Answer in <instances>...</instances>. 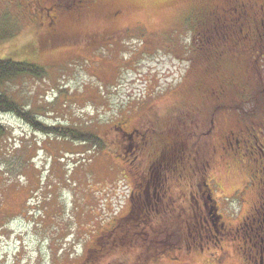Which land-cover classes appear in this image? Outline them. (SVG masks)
Here are the masks:
<instances>
[{
	"label": "rangeland",
	"instance_id": "rangeland-1",
	"mask_svg": "<svg viewBox=\"0 0 264 264\" xmlns=\"http://www.w3.org/2000/svg\"><path fill=\"white\" fill-rule=\"evenodd\" d=\"M262 1L259 0L260 4ZM213 2L91 0L87 6L89 10L82 5L80 7L87 9L80 11L74 0H0V22L6 24L0 31L1 56L32 60L47 70L40 78L21 73L1 85L22 113L0 111V123L8 128V134L0 140V213L9 216L5 219H8L6 225L3 223L4 227H0V264H80L83 249L88 244L86 240L99 242V234L113 228L114 218L121 216L130 204L133 207L135 201L142 207L135 208L138 220L135 228L162 227L169 222L188 219L187 209L181 208L183 215H180L182 211H166L164 216L163 210L157 212L147 208L136 193L132 197L133 189L141 191L138 185L141 177L148 175L150 184L160 177L157 169L150 168L149 164L154 161V166L159 167L156 146L146 142L141 144L134 153L138 157L136 160L133 153L127 152L129 144L140 141L143 133L151 138V131H142L141 122L137 121L143 112L148 116L159 114L160 121L164 119L172 127L177 124L178 129L183 124L186 126L181 131L188 144L180 152L191 159L182 177L186 179L188 172L196 171L204 163L206 172L217 183L212 184V191L219 199L216 203L227 228L239 227L237 216L246 214L247 203L239 206L233 198L245 187L249 167L240 160L239 153L228 150L234 145L221 139V134L204 139L198 129L193 130L191 126L195 120L204 125L213 118L220 129L237 131L240 120H245L243 114L249 117L257 114L256 109L237 106L238 97L234 96L235 85L231 81L224 85L218 81L224 77L232 78L235 74L231 72L247 67L255 58L264 63V20L259 19V32L254 37L233 25L228 34L229 27L220 30L218 33L224 34L225 39L223 36L215 38V42L221 43V60L228 62V67L225 63L223 68L213 70L216 67L211 63L206 62L208 66L201 63L198 48L204 38L202 34L192 38L191 31L197 28L194 27L195 19H189L193 14L203 16ZM261 8L258 6L251 11L247 18L249 24L256 22L254 20L262 14ZM59 11L65 12L60 21L54 16ZM53 16L59 25L51 24ZM223 22L225 26V20ZM248 29L252 30V26ZM56 33L62 41L54 44L51 37ZM240 35H244L247 42L243 49H240L242 44L235 42ZM43 38L51 39V42L44 46ZM192 59H195V69L187 77L185 74ZM203 67L210 73L198 83L196 81L202 76L195 75L201 73ZM251 73L256 74L264 86V64ZM214 79L218 80L215 82ZM198 84L203 87L201 91L193 88ZM209 88L212 89L207 93ZM219 90H224L225 94H218ZM250 100L255 102L257 96L244 98L243 102ZM197 103L199 106L192 108ZM183 112L189 116L192 112L194 116L184 121ZM120 115L130 119L126 122ZM28 119L40 126L46 123L47 128L34 127ZM151 119L152 115L149 121ZM161 125L162 128L156 130L162 133L167 128L166 122ZM55 126L73 130L72 136L53 131ZM132 127H138L141 134L128 137L129 143H123L121 147L117 143L119 131ZM204 128L199 129L202 132ZM91 133L102 140L104 146L97 145L96 138H88ZM216 144V150L227 151L219 150L217 160L209 159L211 147ZM158 148L163 150L164 147L158 144ZM198 152L201 156L196 159ZM164 174L170 173L164 171ZM141 186L143 189L146 186L147 194L154 187ZM162 186L165 191L172 192V183L165 181ZM184 189L188 196L181 207L191 202L189 191L193 190L192 187ZM158 193H162L160 187ZM200 198L199 202L202 206L208 205L209 211L212 202L207 196ZM252 198L250 194L247 201ZM263 211L262 208L264 214ZM263 214L258 215L259 219L264 217ZM148 216L150 219L146 222ZM185 231L151 233L144 246L140 245L143 239L136 238H140L136 231L132 238L137 239L138 252L145 255L158 252L159 264L221 256L222 249L211 254L196 249L200 248L201 240L195 233L194 240L189 231ZM231 236L224 234L217 243L223 246L227 255L235 254L239 246ZM104 238V235L100 238L102 242ZM211 241L204 240L203 243L210 245ZM117 255V252L108 254L100 262L112 263ZM119 259L124 260L126 256ZM148 260L147 264L157 262ZM130 263H141V260ZM88 264L95 263L89 260Z\"/></svg>",
	"mask_w": 264,
	"mask_h": 264
},
{
	"label": "flooded vegetation",
	"instance_id": "flooded-vegetation-1",
	"mask_svg": "<svg viewBox=\"0 0 264 264\" xmlns=\"http://www.w3.org/2000/svg\"><path fill=\"white\" fill-rule=\"evenodd\" d=\"M236 2L237 3H235V8L239 7V5L241 4L245 5V7L251 8V10H254V9L256 10L258 6L259 7L262 6L259 0H239ZM74 4L76 5L77 8L80 9V11L86 10L88 8L87 7L88 2H86L85 0H74ZM255 4L256 6L254 8L253 6ZM82 5H84L87 8L80 7ZM87 10H89V8ZM63 13L65 12L61 11V13L55 14L54 16L55 18L58 19V21H60L61 15ZM257 13L260 15V11L257 10ZM263 14L264 13L262 11V14L260 16H262ZM54 16L52 17L53 19L52 21L56 22L57 19H55ZM255 26L257 29V26H259V23L258 25L255 24ZM257 84H258V87L256 88L257 90L255 89L256 90L255 92H252L251 94H249V91H250L249 89L245 95L246 96L245 99L246 98L252 99L257 96V100L255 102H253L252 100L248 101L249 106L251 108L252 107L260 108L264 106V86L263 84H260L259 80H257ZM259 111L264 112L263 109H260ZM184 113H187V112H184ZM156 115H159V114H156ZM194 124H197V129L200 128L201 126L205 127L202 132H201V129H199L200 130L199 135L201 138L205 139V138L211 137L213 134H214V138H216V137H220L218 134H221V137H220L221 139H226V143L234 145V147H229L228 150H233L237 153L239 150H245V152L249 151V153L253 156L254 159H256L258 162L260 161L264 163V133L258 134L257 136L253 135L255 137H253L254 138L253 141L250 142V139L246 138V135L249 134V130L248 129L246 130L245 128H240L239 124L237 125L239 128L237 129V131L234 130L233 128L226 129L225 131L220 129L218 125L216 124V122H214L213 118H210V123H206L204 125H201L198 121ZM185 127L186 126L183 124L181 129L183 130L185 129ZM118 128H119V125H118ZM215 130H218V132H216ZM148 131L154 132V134L156 135L152 136V138H150L149 136L147 138L146 135L144 137L141 136L140 141L135 140L134 141L135 144H132V143L131 145L129 144V147H128L129 150L127 152H129V154L131 153L134 154L136 150L144 142L149 143L150 146L152 145L156 146V151L158 153V160H159V161L156 160V162H158L159 167L154 166L153 164L154 161L150 162L149 164H150V168L157 169L156 171H158L157 173L160 174V177L157 180L156 179L152 180L153 184H150V180H148L149 176L148 175L146 176L143 174L144 176L141 177L140 184L144 186L154 185V190L152 193L150 190L147 194L146 186L143 189V186L138 184L141 188V191H137L136 193L137 197H139L140 199L144 201L145 206L147 208H153L154 210V207L158 206L159 209L154 210V211L160 212L163 210L164 216L166 215V211L174 212L177 209H178L177 212L182 211L180 215H183V210L187 209L186 216H189V217L188 219H184L182 222L187 223L188 228H186L185 226H177V224L179 223L181 224L182 222H177V223L169 222L166 225L162 226V232L159 230V233L161 232V234H163L166 231H167L166 233H178V232H182L186 230L185 232L189 231V235H191L194 238V240L196 239V236L199 238V239L197 238L198 240H201V242H199L200 248H196V249H199L202 251L206 250L207 248L211 249L212 248L211 244L206 245L205 243H203L204 240H213L214 242H219L221 240V237L224 234L231 235V230L227 228L226 223L223 219V214H221L218 209V203L216 202L219 199L215 197L216 193L214 195L212 191V184L214 185L215 182H213V178L211 174H208L206 172L204 163L200 164L196 168V171L188 172L191 177H196V179L195 181L194 179H186V182H185L186 187L188 188V187L193 186L194 184L196 185L198 184L199 189L196 192H191V193L188 190L189 194L190 195L192 194V196L190 197L191 202H187L186 204L187 208L186 206L182 207V209L185 208L183 210L180 207L176 208V205H174L173 201L169 199L167 195V191H165V189H163V186H162V184L165 181L171 183L173 180L172 175H171L172 173L170 169V163L166 162L165 158H163L162 161L160 160V157H163L164 149H167L166 152L173 153L172 152V142H171L172 140L170 139V132L168 133L166 131L165 132L162 131L161 133V132H156L154 129H151ZM121 133L122 135L120 137H122L121 139L122 145L123 143H126V144L129 143L127 141L128 137L132 135L136 137V134H141L138 127H132L130 129L123 128L121 130ZM231 137H234L235 140L232 139ZM239 137H241L242 139L240 140ZM183 140L185 141V138H183L182 141ZM157 143L164 147L163 150L161 148H158ZM184 145L185 146L187 145L186 141ZM217 146L218 145L216 144L211 147L212 153L209 155V159L216 158L217 160V155L219 154V150H222L223 151L222 153H226L227 150H224L223 148L216 150ZM200 156H201V153L198 152V156H196L195 158L197 159ZM133 157H135L134 160L138 158L136 154H134ZM190 159L191 158L189 156L185 155L182 161L183 164L185 165L189 163ZM169 160H171V158H169ZM216 160H215V163H216ZM164 171H168L170 174L162 175V172ZM166 175L167 177H165ZM250 177H253V181H252V186L249 187L248 178ZM245 181L248 185L245 184V187L240 189V191L238 192L239 196H236L237 198L233 199L234 200L233 202L237 203L240 206V205H244L245 198L248 197L250 194H253L254 198L252 201L253 203L251 204L252 206L250 207L251 214L248 215L243 220V223H246V224L244 225V224H240L239 222H237L238 225L239 224L241 225V227L239 226V227L232 228V229H235L236 235H237V238H235L233 235L231 236L234 238L233 242L236 244H239V246L237 247V250L235 251V254L227 255V251L223 249V246L214 244L217 249L214 251H211V253L217 252L218 250L222 249L221 256L189 258L188 260L181 259V262L179 261L178 264H264V236H263L264 217L259 219V216H258L259 214H263L261 211H262V208L264 209V190H263L264 176L261 177L257 173L252 172V171L250 172L249 170V172H247ZM215 185H217V183ZM254 185H256L257 188H254ZM159 187L162 190L161 194L158 193ZM238 193L236 195H238ZM134 194H135V189L132 191V197L134 196ZM168 194H171V192H168ZM184 195L186 196V199L184 200L185 202L187 200L188 195L187 194H184ZM203 195L207 196V198L213 204L212 207L209 209V211L206 209L208 205L202 206V204L199 202L201 199L200 197ZM150 200L152 201V203H150ZM134 203H135L134 204L135 208H138V207L142 208L139 202L135 201ZM131 209L133 211V208ZM238 218L239 216H237V221H238ZM119 221H121V219ZM189 221L193 222L194 227H191L189 225ZM242 228H246V230H243ZM135 231L140 236V238H138V236L136 238L138 240H141V238L143 239V241L141 240L142 242L140 244L143 246L144 244H146L144 241H146L147 236L149 237L151 233L152 234L157 233L155 228L143 227L140 229H132V228L129 229L128 228L127 232L123 235V233L118 232V230H115V228L112 229L110 227V231H105V232L103 231L102 233L99 234L100 235L98 237L99 242L94 241V240L89 242L88 240H86L88 244L86 245V248L83 249L84 257L82 258L84 260V264H88L89 260H92V262L95 264H97V262L101 264L100 261L104 260V258L107 257L108 254L112 255L114 252L118 253L117 255L118 257L115 259V261L109 264H131L130 261L135 262V259L141 260V263H136V264H147L149 263L148 259L150 258L151 260L157 261V262H153L154 264H159L158 252L157 254L151 253L150 255H145L144 252L142 251L138 252V250H136V247H139V244L137 243L136 238L135 239L132 238L134 237L133 232ZM194 233L196 234V236ZM243 234H244V237H243ZM103 235L105 236V238L103 239L104 242H102L100 239L102 238ZM179 240L182 242V238H180ZM150 241L151 240H149L148 242ZM109 243L110 245L111 244L112 245L108 246ZM165 246L168 247L169 244ZM107 247L108 249L105 250V248ZM193 252L196 253L195 250ZM160 253H162V250H160ZM123 255L126 256V259L124 260L122 259ZM120 257L123 261L119 259Z\"/></svg>",
	"mask_w": 264,
	"mask_h": 264
},
{
	"label": "trees",
	"instance_id": "trees-1",
	"mask_svg": "<svg viewBox=\"0 0 264 264\" xmlns=\"http://www.w3.org/2000/svg\"><path fill=\"white\" fill-rule=\"evenodd\" d=\"M86 2H91V0H85ZM214 2L210 5V7L203 13L204 15L207 14L206 16H197L195 14H191L192 16L189 17V19H195L194 23L196 26H194L196 29V31H191L192 34V38H198L197 34H202L203 38H204V43H201V45L199 46L198 49H200V55H202V61L201 63H204L205 65L208 66L209 63H211V65H214L213 67H216L213 70H217L219 68H223V66H225L224 64L226 63L225 60H221V43H217V41L215 42L216 39H218L219 37H222L225 39L224 34L220 35L218 32L220 30H225L228 29L229 27V31L227 32L230 33V28L233 26H236L237 30H243L245 29L246 31L250 32L251 35L257 34L259 31L256 29L255 24L258 25L259 23V19L264 20V14L262 16H259L258 19L254 20L256 21L254 24H249L247 21V18L250 17L251 15V8L245 7V5L241 4L239 5V7L235 8V3H237L236 1L239 0H213ZM264 1V0H263ZM263 1L261 3L262 5V9H263V13H264V5H263ZM81 3V2H80ZM48 9V8H46ZM1 13V12H0ZM58 13H61L60 11ZM257 15H259L257 13ZM2 15H0L1 17ZM203 17V18H201ZM188 19V20H189ZM226 22V25L224 26V21ZM3 22V21H2ZM0 22V31L5 28V23ZM51 24L54 25H59L57 22H51ZM192 24V23H191ZM248 26H252V30L248 29ZM223 27V28H222ZM221 32V31H220ZM1 34V33H0ZM196 34V37H195ZM226 34V35H227ZM52 40L55 41L54 44L61 42L62 39L60 37V35L58 33L53 34L52 35ZM58 38V39H57ZM216 38V39H215ZM51 39H46L43 38L44 41V46H46V44H48ZM254 40V39H252ZM238 44H242L240 49H243L245 47L246 39L244 37V35H240L238 40L235 41ZM53 44V45H54ZM229 45V44H228ZM210 59V60H209ZM208 64H207V63ZM195 59H192L189 63V69L186 71L185 76H189L193 73L194 69H195ZM264 63L263 62H257L256 58L255 60L251 61L250 64L247 67H240L239 71H234L231 72V74H235L232 75V78H220V80L218 81L220 85H224V84H228L230 83L229 81H231L233 84L235 85V95L238 97V102L239 104H237V106H245L247 107V109H252V110H257V114L254 116H248L243 114L242 117H245V120H240V122L238 123L240 125V128H245L246 130H249V134L246 135V138L250 139V142L253 141V137L257 136L258 134H263L264 133V112L259 111L260 109L264 110V106L260 107V108H251L249 106V103L246 102L244 103V98L246 97V92L250 89L249 94H251L252 92H255L258 87L257 84V80L258 77L256 76V74H252L251 71L253 72V69H256V71H258L260 69V66H262ZM206 66V67H207ZM226 66L228 67V62L226 63ZM51 67V66H50ZM205 67V68H206ZM212 67V68H213ZM226 67V68H227ZM202 72L199 74H196V77H201L199 80H197L196 82L201 83L203 80L206 79V75H208L210 72L208 71V68L205 70L204 67L202 68ZM226 70V69H225ZM213 72V71H211ZM29 74L30 76L34 75L36 77H42L43 75L47 74V70L46 68H44L43 66H41L39 63H36L35 61H30L28 59L25 58H20V59H16L13 56L9 55V56H1L0 54V111H15V112H20L22 113V110L20 108V106L17 105L16 102H14V100H10L12 96H9L7 91L4 89H1V85L4 82H7L9 80H11L12 78L16 77L19 74ZM193 78H195L193 76ZM208 79V78H207ZM218 80V79H217ZM217 80L214 79V81L216 82ZM195 82V81H194ZM236 87L240 90L241 94H238ZM196 89V91H201L202 90V86L201 84H198L196 87H193ZM212 88H209L206 92L209 93L211 91ZM256 89V90H255ZM226 90V89H224ZM224 90H219L218 94L220 93L221 95H224L225 92ZM212 95H214V91L212 92ZM193 105V104H191ZM190 105V106H191ZM199 106L198 103L194 104L192 106L193 107H197ZM240 109V108H238ZM193 112V111H192ZM192 112L189 114L184 113L183 112V120L186 121L185 119H191L193 118L194 115H192ZM149 114L146 112H143L139 119L137 121L141 122L142 131H148L151 129H154L156 132H158L156 129H161L162 128V123L166 122V126L167 128L164 131H168V133L170 132V139L172 140V152H166L167 149L163 150V157H160V160H162L163 158L166 159V162L170 163V169H171V175H172V184H173V188H172V192L171 194H168L167 191V195L169 197L170 200L173 201L174 205H176V208L183 206L182 203L185 199L186 196L184 195V191H185V187H186V179H196V177H191L189 175V173H187V177L186 179H184L181 175L184 173L185 171V167L186 164H183V158L185 156H183L182 152H180V150L184 147V143L185 141L188 144V141L186 140V136L183 135V132L181 131V129H178V125L174 124L172 127V124H170V122L162 119V121H160L159 117L160 115H156L154 113H152V119L151 121H149ZM168 117V116H167ZM120 118H122L124 121H127L129 118V116H122L120 115ZM161 118V117H160ZM159 119V120H157ZM169 119V118H168ZM210 119V118H209ZM30 124L34 127H37L39 129H43L45 130L47 128L46 123L43 125H38L34 122L33 119H28ZM154 122H153V121ZM197 121L195 120V123ZM184 123V122H183ZM210 123V121L208 122ZM180 127L182 124H179ZM49 126V125H48ZM193 128V130H197V124H194L193 126H191ZM53 131L58 132L59 134H63V135H71L72 136V132L73 130H65L62 126H55L52 127ZM139 129V128H138ZM78 130V129H77ZM140 131V132H142ZM198 131L200 132L199 128ZM121 133V131H119ZM8 134V128L5 127L3 124L0 123V140L1 138H3L5 135ZM122 135V133L119 135V138L117 139V143L122 147L121 144V139L122 137H120ZM146 134H142L141 136H145ZM156 134H154V132H151V138L152 136H155ZM255 135V136H253ZM140 136V137H141ZM88 138H96L95 142L97 145H102L104 146V142H102V140H98L97 137L95 135H93V133L88 134ZM185 138V141L183 142L182 139ZM116 141V138H115ZM107 146H109L107 144ZM239 155H240V160L242 162H246V164L248 165L250 172H255L257 173L259 176L263 177L264 176V163L262 162H258L256 159L253 158V156L248 152H245V150H239L238 151ZM170 154V155H167ZM169 158H171V160H169ZM137 164V163H136ZM138 165V164H137ZM247 167V168H248ZM249 181V187L252 186V181H253V177L248 178ZM247 184V183H246ZM248 185V184H247ZM32 187H34L32 185ZM41 187V185H40ZM193 188V191L191 192H196L199 187L198 184H194L193 186H191ZM134 190V189H133ZM154 187H152V191L153 192ZM183 190V191H182ZM33 191V188H32ZM243 191V190H242ZM34 192V191H33ZM37 193V192H36ZM135 193H137L135 191ZM253 195V194H252ZM239 196V193L238 195ZM234 197L233 199H236L237 197ZM130 197V196H129ZM247 198V197H246ZM245 198V205L247 203V207L245 208V212L246 214H240L238 221L240 224H246L243 223V220L251 214L250 211V207L252 206L251 204L253 203V198L251 199V201H246L247 199ZM132 205V204H130ZM127 206V210L123 212V214L121 216H118L116 218H114V222L111 224L113 228H115V230H118V232L123 233V235L127 232V229L132 228V229H140L139 227L135 228V225H137V221L135 217H137V215H135V207H134V211H132L130 207ZM148 205V204H147ZM172 206V205H171ZM187 208V205H186ZM159 207L155 206L154 210H158ZM185 209V208H183ZM178 210V209H177ZM176 210V211H177ZM143 211H141L140 213H142ZM145 215V213L143 214V216ZM6 217L9 218V216L6 214H2L0 213V221L2 222V225L0 227H4V224L6 225L7 220L5 221ZM124 217V218H123ZM145 218V217H144ZM121 219V221H119ZM150 218H146V222L149 221ZM119 221V222H118ZM118 222V223H117ZM4 223V224H3ZM238 224V223H237ZM239 224V226L241 227V225ZM189 225L191 227H194L193 222L189 221ZM177 226H185L186 228H188L187 223L182 222L181 224H177ZM176 226V227H177ZM243 226V225H242ZM149 228L151 226H148ZM112 228V229H113ZM122 228V229H121ZM155 230L157 231V235L161 234L162 232V227H160L159 225H156ZM243 230H246V228H242ZM159 230L161 231L159 233ZM231 230V235H233L235 238H237L236 235V231L235 229H230ZM110 231V230H108ZM154 234V235H156ZM212 244V248L211 249H206V251L208 253H211V251L216 250V246L214 244H217L218 242H214L213 240L211 241ZM80 264H84V260L82 259L80 262Z\"/></svg>",
	"mask_w": 264,
	"mask_h": 264
}]
</instances>
